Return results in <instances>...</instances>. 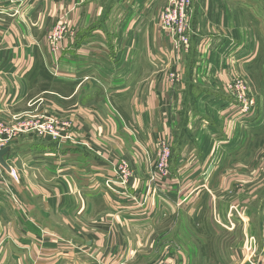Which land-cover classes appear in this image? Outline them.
Wrapping results in <instances>:
<instances>
[{"label": "crops", "instance_id": "obj_1", "mask_svg": "<svg viewBox=\"0 0 264 264\" xmlns=\"http://www.w3.org/2000/svg\"><path fill=\"white\" fill-rule=\"evenodd\" d=\"M244 2L248 8L254 3ZM165 5L166 0H0V120L16 128L26 114L67 119L76 141L95 146L106 158L95 165V154L81 151L79 144L17 133L4 161L18 172L23 187L3 174L12 189L0 191V264H158L156 244L149 242L150 219L163 199H178L176 189L182 200L198 204L212 191L221 204L227 199L236 206L258 232L254 220L264 219V209L260 212L253 204L264 207V181L254 178L260 151L252 146L251 126L256 122L249 119L253 111L235 113L238 117L232 120L229 106L234 103L217 81L228 79L225 58L228 71L234 68L233 48L247 47L238 40L237 10L244 11V5L237 0H192L195 34L187 55L168 49L158 21ZM62 14H67L69 34L60 51L52 53L46 34ZM249 20L255 24L253 17ZM202 65L210 67L211 77H204ZM174 67L180 75L176 81L168 75ZM100 105L115 107L123 124L135 125L136 138L150 154L148 132L161 129L168 134L174 193L165 199L147 189V165L135 148L140 158L134 171L140 177L129 192L137 201L111 191L112 201H107L101 188L104 177L112 175L109 164L118 158L112 161L97 144L118 130L119 136L128 134L110 112H103L109 126L98 122ZM166 109L173 116L168 122ZM118 141L123 153L130 141ZM4 183L0 178V190ZM10 194L20 205L8 200ZM260 231L263 237L255 244L259 252L240 264H264V228ZM240 250L242 246L230 248L237 264ZM179 255L167 257L164 264H191Z\"/></svg>", "mask_w": 264, "mask_h": 264}, {"label": "rangeland", "instance_id": "obj_2", "mask_svg": "<svg viewBox=\"0 0 264 264\" xmlns=\"http://www.w3.org/2000/svg\"><path fill=\"white\" fill-rule=\"evenodd\" d=\"M237 1L240 5H244V11L239 9L237 10L240 16L238 25L240 35L238 36V40H240V42L243 44V47L246 45L248 49H246L247 47L241 48L240 45H236L233 48V50L236 49L237 52L236 54L233 53L234 59L232 60V64L234 68L231 70V72L228 71V68H230V63L227 62V59L225 58V64L223 65V67L224 70L227 71H225V74L226 76H228V79H226L225 81L218 79L217 81L221 84V87L224 88V91L228 98L234 103L229 106L231 116L235 115V113L238 115L241 113L235 97L226 92V83L231 79L243 80L248 90V97L250 99H253L254 101V110L252 112V117H250L249 119L254 118L253 120L256 122V125L251 126V129L254 131L251 132V135L253 136L252 146L254 147L255 151L257 149H260V151L256 153L254 164L255 169L258 171L257 175L254 174L255 182L259 183V181H264V125L262 124V121L264 122V0H253L254 3H249V8L247 7V3L244 2L245 0ZM167 2L168 0H166V5ZM253 4L254 7L251 8ZM191 6L192 0H189L188 13L190 29L188 31L189 37L187 36V48L182 47V49L174 51L168 45L169 42L166 38L168 49L174 54L187 55L191 50V40L195 34L194 27H192L191 24ZM250 10L252 13H250ZM250 17H253V19H262L260 21L257 20L255 24H250ZM197 40L198 39H196L195 43L198 42ZM208 50H210V47L207 49V51ZM223 57H225V54H223ZM203 68H205L206 70V74L204 75V77L206 75L211 77L210 72H208L210 70V67L208 68V66H203ZM168 75L172 81H176L180 77L175 67L172 72L170 71ZM97 99L96 102L100 103ZM107 107H103L102 105L96 107V118L99 119L98 122L100 123V121L102 120V126L103 124L105 126H109V117H105V114H103V112H110V114L113 116V121H115L117 127L120 126L122 128V126H124L123 128L128 135L127 138L119 136L120 130H118L119 132H117L115 135L112 134L114 136L102 139V144H97V146L102 147V150L105 153L104 155H112V161H115L116 158H118L115 164H119L122 161L127 162L128 167H130L131 169L129 170V173L132 171V178H130L132 179L131 183L133 181L138 183L140 177L136 176L134 171L135 168H137V165H135L136 158L137 156L140 158V155L135 151V148H138L139 151H142L143 156L141 155V157L146 162V172L148 171V173L146 174L147 176L145 177L146 179H149V176L152 175V161L156 158V150L153 143L156 137L169 149L170 155L167 161V169L169 174L165 181L164 187L160 191H155L153 186L150 188L147 186L148 190H154L158 196H161L162 198L164 197L166 199L165 196L169 195L171 191L172 193H174V185L172 186L170 181L175 178L171 166L172 149L170 137L161 129H158L157 132L154 134L152 132H148L149 137L152 140L151 146L153 149V152H151L152 154H150L148 150H145L146 148L144 144L140 142L138 138H136L134 128L136 126L132 124L129 125L127 123L123 124V119L119 117V110H117L115 107H113V109L109 105ZM166 112L169 113L167 115L166 121H171L173 119V116H171V113L167 109L165 113ZM250 113H247V115H249ZM237 117L238 116H233L232 120ZM208 126H210V124H208ZM96 127L98 128V125H96ZM251 129L248 130L250 131ZM243 130L246 129H242V131ZM208 131V134L210 135L211 132L210 130ZM118 139L121 140L123 143L125 141H130V144L128 143L126 151H124L123 153L119 152ZM10 146H13V143L6 147L10 148ZM77 147H79L81 151L86 150L90 153H94L97 158V160L94 158V161L96 162L95 165H99V158L100 160L101 158H105V156L100 157L101 150L96 149L95 146L94 148L93 146L91 148L90 144H88L89 149L79 145ZM112 164L113 163L109 164L110 168L112 167ZM108 171L109 169H107V172ZM250 178L251 177H249L244 183L250 182ZM42 179H46V177L42 175ZM104 179H106V177H104ZM18 181L19 178L17 181L14 180L12 182ZM144 182L146 183V181ZM17 184L19 186H22V184L19 182ZM38 185L40 184L38 183ZM144 185L146 189V184ZM176 185L178 186V184ZM103 186L104 187H102L101 189L105 191V195L108 197L107 201L111 202V192L108 191L105 180L103 182ZM8 187L10 190L12 189L11 185H6L4 183L3 189L0 191L6 194L8 193ZM133 188L135 187L132 186L131 189ZM257 189L258 187H254V191H256ZM129 190L127 192V197H123L121 194H114L116 197L119 198H130L131 196H134V193H130ZM176 193L178 199L176 200L175 196L172 195H169L170 201H166L163 199L162 202H160L158 205L159 209H157L156 216L150 219L152 234L150 235L149 242L154 243V245L156 244L155 253H158V255H160L158 257V264H164L165 260H167V257H175L178 254L182 256L184 255L187 261L188 258H190L191 262L189 263L191 264H237L233 258L234 255H232V252L230 251L232 245L235 246V248L237 246H242V251L240 250L241 255L239 256L238 264H240L241 259L247 260L250 257L253 260L255 254L259 252L255 250V244L259 243V239H262L263 237L260 230L261 228H264V219L260 218L254 220L255 225L258 226V232L254 233L253 229L249 226L250 224L246 222V219H242L243 216L241 217L240 215L242 214V212H239L236 206H231L232 204L229 203L227 199L223 200V203L221 204L217 198H214L218 197L217 194H212V191H209L207 198L205 196L202 197V202L200 204L196 202L187 203L186 201L182 200L183 193H181L179 189H176L175 194ZM19 196L23 198L22 195ZM8 200L11 201V198L8 197ZM22 203L24 205L23 207L25 208L23 200ZM188 205H191L193 207L190 208ZM253 207H255V209L260 212L264 209L262 203L260 204L259 202L253 204ZM14 209L17 213L19 212L16 207H14ZM166 212H168V214ZM234 215H236V218L238 220L233 218Z\"/></svg>", "mask_w": 264, "mask_h": 264}, {"label": "built area", "instance_id": "obj_3", "mask_svg": "<svg viewBox=\"0 0 264 264\" xmlns=\"http://www.w3.org/2000/svg\"><path fill=\"white\" fill-rule=\"evenodd\" d=\"M8 2L17 4L21 0H8ZM188 6L189 0H168L167 5L159 13V27L168 39V45L174 51H178L182 47L187 48V36L189 37L188 31L190 29ZM68 34L69 21L67 14H62L46 34V40L52 53H57L61 49L62 42ZM226 92L235 97L241 114H247L254 110V101L248 97V90L243 80L231 79L228 81L226 83ZM19 119L21 118H17V120ZM17 133H33L52 142L76 143L89 149L87 142L76 141V130H73L72 122L54 115L26 114L16 128H10L0 120V150L9 146V143L12 142L13 137ZM157 140L158 138L156 137L153 143L156 150V158L152 161V175L149 176L148 187L153 186L156 191H160L164 187L169 174L167 161L170 153L167 146ZM129 170L131 169L126 161L112 165V175L107 176L105 179L108 190L127 197L132 180L130 179L132 178V171L129 173ZM6 172L0 166V178L3 183L7 182V178L3 177V174L7 175L11 180H18V174L15 170L10 168ZM10 198L16 205H20V200L15 194H10ZM130 199L137 201L135 196H131Z\"/></svg>", "mask_w": 264, "mask_h": 264}, {"label": "water", "instance_id": "obj_4", "mask_svg": "<svg viewBox=\"0 0 264 264\" xmlns=\"http://www.w3.org/2000/svg\"><path fill=\"white\" fill-rule=\"evenodd\" d=\"M10 148L6 147L0 150V166L5 170L9 171L8 166L6 165L4 161V156L9 152Z\"/></svg>", "mask_w": 264, "mask_h": 264}, {"label": "trees", "instance_id": "obj_5", "mask_svg": "<svg viewBox=\"0 0 264 264\" xmlns=\"http://www.w3.org/2000/svg\"><path fill=\"white\" fill-rule=\"evenodd\" d=\"M251 18V17H250ZM254 22H255V19H254ZM50 142V141H49Z\"/></svg>", "mask_w": 264, "mask_h": 264}]
</instances>
